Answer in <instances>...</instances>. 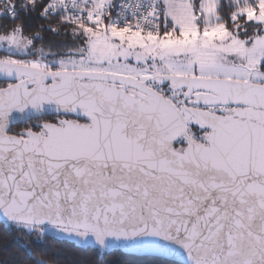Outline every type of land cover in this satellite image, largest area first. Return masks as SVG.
Here are the masks:
<instances>
[{
  "label": "snow or ice",
  "instance_id": "1",
  "mask_svg": "<svg viewBox=\"0 0 264 264\" xmlns=\"http://www.w3.org/2000/svg\"><path fill=\"white\" fill-rule=\"evenodd\" d=\"M0 223V264H264V0H0Z\"/></svg>",
  "mask_w": 264,
  "mask_h": 264
},
{
  "label": "trees",
  "instance_id": "2",
  "mask_svg": "<svg viewBox=\"0 0 264 264\" xmlns=\"http://www.w3.org/2000/svg\"><path fill=\"white\" fill-rule=\"evenodd\" d=\"M50 33H45L46 37H49ZM60 39V38H57ZM6 229V225L0 223V234L4 233ZM50 254L54 255L58 260L59 264H82V262L86 261L87 264H98L97 256L94 252L91 251H83L78 248L74 242L69 241L67 239H61L59 241L49 240L46 245ZM5 255L2 251H0V259H5ZM110 262L119 261L120 264H150L148 261L144 260H128L125 261L124 257H116L110 256L107 258Z\"/></svg>",
  "mask_w": 264,
  "mask_h": 264
}]
</instances>
